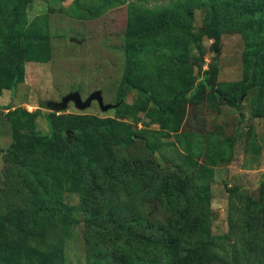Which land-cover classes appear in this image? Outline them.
I'll return each instance as SVG.
<instances>
[{
  "label": "rangeland",
  "instance_id": "374dc122",
  "mask_svg": "<svg viewBox=\"0 0 264 264\" xmlns=\"http://www.w3.org/2000/svg\"><path fill=\"white\" fill-rule=\"evenodd\" d=\"M14 1L0 0V236L4 226L19 227L3 219L8 211L39 210L45 218L50 214L48 238L29 242L33 250L50 251L44 264H88L87 231L113 226L106 216L88 219L92 196L141 208L149 221L164 220L156 195L171 192L177 198L182 187L196 182L207 197L203 206L210 233L225 236L215 248L216 262L264 264L262 54L251 53L246 63L243 35L207 34L208 7L189 6V0H30L16 17L13 53L19 73L14 75L5 49L11 23L3 20ZM137 7L168 16L193 12V41L186 57L178 52L188 68L184 62L174 67L181 74L168 86L156 77L153 81L151 70L169 62V48L154 51L150 44L139 55L130 50L128 40L135 39L128 32L130 12ZM125 79L149 91L162 106L180 92L190 99L181 98L172 112L164 111L136 90L125 94ZM77 91L83 99L101 91L105 104L118 106L102 111L95 101L85 110L70 104L62 112L41 106ZM101 125L113 136L87 135L94 143L90 149L81 130ZM23 134L39 141L21 138ZM129 140V146L119 143ZM79 142L86 143L84 155L90 160L94 154L103 156L102 165L113 162L133 179L118 187L101 172L108 180L100 184L99 194L98 168L83 169L74 178L78 169L72 156L77 162L83 156ZM57 154L67 158L50 161ZM47 166L58 169L50 174Z\"/></svg>",
  "mask_w": 264,
  "mask_h": 264
},
{
  "label": "trees",
  "instance_id": "16d2710c",
  "mask_svg": "<svg viewBox=\"0 0 264 264\" xmlns=\"http://www.w3.org/2000/svg\"><path fill=\"white\" fill-rule=\"evenodd\" d=\"M29 1H14L16 5H13L3 18L8 24L11 23L5 49L10 56L9 69L14 75L19 73L17 56L13 53L16 51L14 47L17 31L16 17L23 13ZM189 1V6L196 3L197 6L208 7L209 23L208 29L205 30L207 34H213L216 31L220 33L233 31L243 35L247 44L246 63H248L251 53H254L256 57L258 54H262L260 81L264 85V0H208V3H204L202 0ZM134 10L135 12H130L129 19L128 32L130 35H135V39L128 40L130 50L134 53L138 52L139 55V53H146L150 44L154 45V51L163 47L169 48V62L162 65L160 69L151 70L153 81L156 77L160 84L168 86L170 81L177 78L176 75L181 74V72H176L174 67L184 62L186 69L188 68V61L178 58V52L182 50L183 56L186 57L193 41L194 33L191 32L193 12L188 10L183 14L177 11L168 16L162 11L142 10L138 7ZM2 62L0 59V63ZM123 88L125 94L128 90L138 91L145 100L156 102L160 109L168 112L174 110L181 98L190 99L185 92H180L167 106H162L149 91L130 79H125ZM81 131L85 133L87 142L90 141L87 135L94 136L105 133L110 137L113 136V131L103 125L84 128ZM53 134L59 135L57 131H54ZM21 138L34 142L39 141V137L34 134H23ZM21 138L19 142L22 140ZM119 143L129 146L132 141H119ZM78 144H80L83 156L78 162L77 157L72 156L78 169L74 178L83 173V169L93 172V168H98V176L94 179L97 178L98 184L95 186H97L99 194L103 192L100 184L108 180L103 178L101 172L109 174L108 182H115L118 187L123 185L126 187V182L133 179L132 174L128 175L127 171L122 172L123 168L117 167L113 162L106 166L102 165L103 156L94 154V158L90 160V157L84 155L87 150L86 143L79 142ZM90 145V149L94 148V143L91 141ZM147 149L151 150L148 146ZM66 158V155L57 154V157L50 161L57 162ZM47 169V173H50L58 168L53 170L52 167L47 166ZM196 184V182L194 184L188 182L187 187H182L177 192V198H174L171 192H162L156 195V199L159 201L158 209L162 210L166 217L164 220H157V217L153 218V216V219L149 221L144 217L141 208L135 210L130 204H124V202L112 205L108 198L99 200L97 195L92 196L94 204L86 210L88 219L93 221L94 218L102 219L106 216L113 222V226L107 229L100 227L87 231L88 264H218L216 262L218 253L215 248L223 245L225 236H213L210 233L209 216L203 206L207 203V197L197 190ZM85 203L86 200H84ZM111 206L110 212H107V208ZM4 216V220H11L13 224H16L14 226L19 227L11 229L4 226L5 234L3 237L0 236L2 238L0 241V264H44L46 258L51 254L50 251L33 250L29 241L33 237L48 238L49 229L46 227L48 222L46 218L50 214H47L45 218L39 210L31 214L28 208H13ZM250 229L252 230V228ZM13 236L16 237L13 238Z\"/></svg>",
  "mask_w": 264,
  "mask_h": 264
},
{
  "label": "water",
  "instance_id": "95a60500",
  "mask_svg": "<svg viewBox=\"0 0 264 264\" xmlns=\"http://www.w3.org/2000/svg\"><path fill=\"white\" fill-rule=\"evenodd\" d=\"M97 102L102 111H107L116 108L118 105L105 104L101 91L92 93L87 99H83L80 92H71L61 98L59 102L56 101H45L41 104L44 109L52 112H62L66 110L70 104H73L78 110H85L89 108L93 102ZM70 132L67 131L65 136L70 139Z\"/></svg>",
  "mask_w": 264,
  "mask_h": 264
}]
</instances>
